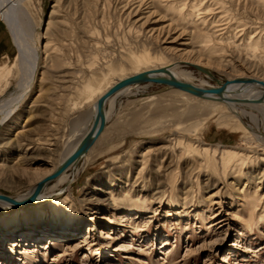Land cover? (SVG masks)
Listing matches in <instances>:
<instances>
[{
  "label": "rangeland",
  "instance_id": "1",
  "mask_svg": "<svg viewBox=\"0 0 264 264\" xmlns=\"http://www.w3.org/2000/svg\"><path fill=\"white\" fill-rule=\"evenodd\" d=\"M19 1L15 24L28 45L30 39L39 41L41 55L29 95L15 117L0 127V159L6 158L0 161V195L9 198L34 187L32 176L51 172L70 127H87L81 117L91 106L83 101L88 86L111 84L174 60L210 62L213 87L243 77L264 79L239 54L245 49L238 46L240 38L225 45L233 42V33L218 57H208L200 24L208 16L200 11L183 22L166 8L185 0H147L148 6L139 9L128 5L129 0ZM214 2L231 13V29L244 25V43L264 29V10L257 0ZM46 44L50 50L44 56ZM16 56L0 18V67L12 65ZM144 57L147 62L135 63ZM179 67L191 72L193 83L206 78L183 63ZM15 86L12 80L10 89ZM212 106L157 84L137 85L117 96L107 106L103 135L69 185H58L37 205L22 206L29 221L51 216L56 206H70L81 214L79 222L70 226L65 221L70 227L57 230L40 228L44 233L39 237L33 229L24 234L14 230L23 214L17 223H0V248L5 249L0 263L28 264L26 257H39L38 264H264V163L244 175L224 176L219 165L200 167L204 156H183L184 148L178 146L260 149L256 138L264 140V109ZM48 130L59 137L51 159L44 153L30 165L19 160L25 150L17 151L16 142ZM10 141L15 142L10 149L2 146Z\"/></svg>",
  "mask_w": 264,
  "mask_h": 264
},
{
  "label": "bare ground",
  "instance_id": "2",
  "mask_svg": "<svg viewBox=\"0 0 264 264\" xmlns=\"http://www.w3.org/2000/svg\"><path fill=\"white\" fill-rule=\"evenodd\" d=\"M146 1L147 0H129L130 3H128V5H130L132 2L134 5L137 4V7L135 8L139 9L148 6ZM257 3L264 10V0H257ZM19 4V0H1L0 2V18L7 26L9 33H11L13 42L17 49V56L15 58L14 63L12 65L0 67V127L4 126L7 122L12 120L13 117H15V115L21 109V106L23 105L25 99L29 95L31 88L34 84L35 77L37 75L41 55L39 41L30 39L31 44L28 45V40L27 42L24 41L21 33L19 32L15 24L16 22L14 19V14L15 11L18 9ZM175 5L177 4L174 2L170 3L169 5L167 4L166 8L167 10L173 9L175 11L174 14H176L177 18L180 21L187 22L188 20H191L192 16L198 17V13L200 11H203L206 17L208 16L209 19L204 18L200 22L202 30L201 35H205L207 40L203 45V51L204 48L207 47L205 51L208 57H218L219 52L222 51L221 47L224 45V40H227L228 37L230 38V33H233V42L225 45H235L236 39L240 38L241 42L238 46L242 45L245 49L242 51H240L239 49L238 52L240 55L245 54V62H247V64L249 65V70L255 72V74L261 73L262 76L264 75V29H261L257 35L251 36L248 42L244 43V33H242L245 29L243 28L244 25L239 22L236 23L237 26L235 27V29H231L232 24L235 23L231 13H228L220 4H216L214 0H207L204 2H197V0H185L179 6ZM185 11H187V13ZM209 43H213V45H215L217 48L212 45L207 46V44ZM49 50L50 48L48 44H46L43 52L44 56L49 52ZM56 52L57 49H53L52 54H55ZM46 58L49 59V56H47ZM145 62H147V59L144 57L137 59L135 63L142 64ZM180 63H183V65L192 69H194L193 66H197L206 70L207 73L194 69L195 71L204 74L206 78L200 80L199 85L193 83L191 72L182 70V68L179 67ZM206 63L207 64L202 65L200 63H190L188 61L183 60H174L167 65L160 66L153 70L168 68L171 75L177 81L190 84L197 89L205 91H208L210 89H219L223 85H226L225 90L221 94V97H219L218 95L209 94L206 95V98L204 99L197 98L191 94L180 91L178 89L162 85L167 87L168 89L170 88L183 95H188V97L190 96L192 98L199 99L210 105L223 106L225 109H229L232 111H235L238 108L264 109V87L260 85L249 84L246 82L249 80H253L257 83L264 84V79H257L254 76L245 78L243 77L236 80H226L224 83H220L218 87H213L209 84L210 80H214V75L210 71H208V67L211 66V64L210 62ZM142 72H146V70L137 72L131 76L137 75ZM131 76L122 77L111 84L106 83V81H103V83L99 84L96 87L88 86L85 89V97L83 101L85 103H90L91 106L88 109L87 113L81 117V119L83 118V122L86 121L87 127L83 131L82 128L79 129V125H73L72 127H70V134L68 138H66V140H64L63 142V151L60 154V157L58 158L57 164L52 166V170L50 173H47L46 175L32 176L30 178L31 181L35 182V184L37 185L38 183L53 176V174L58 170L59 167H61L64 161L76 150V148L84 139V137L91 131L95 120L97 101L118 82L123 81ZM159 77H166V75H162ZM12 80H15L16 86L14 89L11 90L10 85ZM132 87L136 86L127 87L107 100L104 107L106 123L110 113L107 109V106L110 105V107H112L115 98L121 94H128ZM81 126L83 125L81 124ZM47 132L48 133L44 136L32 138L33 140H18L14 148L17 151L25 150L24 156H19V160H24V164L30 165L34 163L33 161H37L38 159L43 158L44 153L49 154L44 157L45 159H51L49 156L51 155V153H55V151H53V147H56V145L58 144L59 137L58 134L53 130H48ZM103 132L99 135L96 141H98V139L103 135ZM256 139V143H261L260 149L245 148L244 150H240L235 146H228L222 150H218L217 148L210 149L207 146L201 147L200 143L195 146L187 145L184 143H178V146H183V156L186 155V152H193L200 156H204L205 159L201 160V162L199 163L200 167L207 168L208 164H212V167L216 168L217 165H219L224 176L229 175L230 177H237L240 175H244L243 173L245 170L256 167L259 162L264 163V140H261L259 138ZM96 141L93 143V145L96 143ZM13 143L15 142H4L2 143V146H4L6 149H10ZM88 152L83 157L75 160L72 164L67 166L63 170V172H61V174H59L57 177L48 181L42 188L39 196L37 197V200L32 204L37 205L42 201L46 200L49 195L53 194L54 188L58 185H69L71 177L76 175L77 167L80 165V163L82 161H84V163L88 161ZM33 154L37 156H34ZM4 160H6V158L0 159V161ZM0 171H4L3 166H0ZM69 173H71L72 176H69ZM245 175L247 174L245 173ZM51 182H54V186H51L53 183L49 184ZM36 185L24 194H21L11 199L15 201L26 200L32 195ZM254 203L255 202L253 200L251 202L252 208L250 209V213H252ZM133 211L134 209L131 208L129 210V214L132 215ZM22 214V224L14 230H16L17 232H21V234H24L25 232L33 229L31 230L32 234L34 236L37 235L38 237L40 236V234L44 233L38 230L40 228L46 227L50 230H53V228L54 230H57L61 226L70 227L78 223V220L80 219V217H82L80 216L81 214H79L75 209L71 208L70 206H66L63 208L56 206L51 216H39L38 220L29 221V214H25L24 210L22 209V206L15 207L9 203L0 201V223L4 224L3 227H6L5 224H10L12 222L17 223L19 221V216ZM251 218H253V216ZM65 221L71 223L70 226L68 224H65ZM1 227L2 226H0V229ZM67 231L71 232V229H68ZM30 244L32 247H35V245H32V243ZM14 247H17V245L15 244ZM43 249L45 250V248ZM0 251L5 252V249L0 248ZM6 254H11V252L6 251ZM28 258L29 257H26L28 264H38L39 257H35L33 259L31 258V260H28ZM0 264L7 263L2 262Z\"/></svg>",
  "mask_w": 264,
  "mask_h": 264
},
{
  "label": "water",
  "instance_id": "3",
  "mask_svg": "<svg viewBox=\"0 0 264 264\" xmlns=\"http://www.w3.org/2000/svg\"><path fill=\"white\" fill-rule=\"evenodd\" d=\"M194 69L197 71H201L204 73H207L206 70L193 66ZM162 75H166V77H159ZM210 75V74H208ZM249 84H255L260 85L264 87L263 83H257L253 80L246 81ZM144 84H158V85H165L172 87L174 89H178L180 91L186 92L188 94H191L197 98L204 99L206 98V95L214 94L221 97V94L225 90V86L223 85L219 89H210L208 91L197 89L193 87L190 84L182 83L177 81L169 72L168 68L158 69V70H152V71H146L139 73L137 75L131 76L123 81L118 82L116 85H114L111 89H109L98 101L96 106V115L93 127L91 131L84 137V139L80 142L76 150L64 161V163L61 165V167L58 168V170L53 174V176L47 178L46 180L38 183L32 193V195L23 201H15L7 196L0 195V201H4L6 203H9L15 207L18 206H28L35 202L37 200V197L39 196L42 188L44 185L57 177L63 170L72 164L75 160L83 157L90 147L93 145V143L97 140L99 135L103 132L106 119H105V113H104V107L108 99L122 91L123 89L130 87V86H137V85H144ZM222 99V98H221Z\"/></svg>",
  "mask_w": 264,
  "mask_h": 264
}]
</instances>
